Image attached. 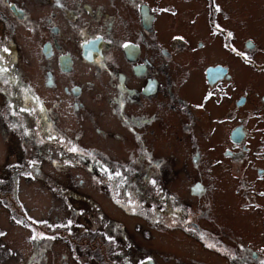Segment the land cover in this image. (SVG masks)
<instances>
[{"label": "flooded vegetation", "instance_id": "obj_1", "mask_svg": "<svg viewBox=\"0 0 264 264\" xmlns=\"http://www.w3.org/2000/svg\"><path fill=\"white\" fill-rule=\"evenodd\" d=\"M202 2L200 11L187 19L190 29L177 31L182 21L172 26L169 19H176L180 10L157 0H0V82L16 88L21 106L0 114L1 136L17 146L6 176L0 175V208L8 221L14 213L28 216L26 204L15 199L24 192L23 184L31 182L32 163V169L59 171L65 163L84 167L98 182L101 174L107 191L99 192L96 184L93 197L105 195L117 211L121 207L125 214L162 221L156 206L141 209L128 190L138 189L141 178L161 186L163 180L147 174L170 166L169 158L156 156L158 144L170 152L184 145V159L197 175L187 186L197 208L194 212L184 201L178 209L175 196L162 194L160 204L171 216L168 229L182 225L174 221L175 212L183 218V234L204 241L210 251L215 245L227 248L229 263L264 264V47L251 36L239 46L234 16L223 0ZM261 11L264 15V4ZM31 46L37 52L41 95L24 78ZM90 99L102 102L101 112L90 110ZM62 112L75 128L63 127ZM86 122L94 129L91 138L119 142L128 159H111L84 144ZM29 148L37 151L31 161ZM218 176L231 194L222 191ZM218 208L250 234L220 226L209 229L207 224L219 221ZM239 210L247 215H238ZM23 225L28 228L29 223ZM115 225L117 232L106 230V243L114 233L117 242L129 240L125 228ZM67 227L56 225L50 231L53 242L40 244L39 255L28 256L23 264H51L48 250L56 251L57 244L65 246L59 256L65 264L68 258L77 259L76 229L67 233ZM220 230L226 241L217 236Z\"/></svg>", "mask_w": 264, "mask_h": 264}, {"label": "rangeland", "instance_id": "obj_2", "mask_svg": "<svg viewBox=\"0 0 264 264\" xmlns=\"http://www.w3.org/2000/svg\"><path fill=\"white\" fill-rule=\"evenodd\" d=\"M223 1L225 2L226 9L234 16V21L240 34L239 46L241 42L249 38L248 36H251L255 37L264 47V15L261 11V5L263 6L264 0ZM157 3L172 5L180 10V14L176 19H169L172 26L174 22L182 21L181 26L183 28L176 29L177 31H187V28L190 29L188 17H193L203 7L202 0H157ZM194 28L189 32H193ZM21 44L24 45V43ZM29 50L31 53L28 49L26 53L31 56V59L28 63L24 64V78H27L33 85L35 92L39 91L41 95L40 86L42 81L37 63V52L32 46L29 47ZM1 89L4 90L2 91ZM254 90L257 89L254 88ZM17 96L18 92L15 87L11 84H1L0 82L1 115L4 116L6 112L21 107L18 105ZM19 101L22 105L25 104L24 101ZM30 103V101H27V105H30ZM256 103H258L257 100ZM101 106L102 102H93L90 99L89 108L92 112H101ZM62 117L64 128H75V122L65 115V112H62ZM3 119H6V116ZM6 123V127H11L8 122ZM87 124L89 125L87 126ZM99 126L104 127L101 123H99ZM84 130H86V135L82 138L84 144L92 146L96 151L103 154L107 153L111 159L121 162L128 159V153H126L124 145L112 139L109 142H101L98 140L100 137L97 135L91 138L89 133L90 131L94 132V129H92L89 122L85 123ZM0 131L2 132V129ZM223 137L224 135H220V142L223 140ZM173 143L178 144L179 142L173 141ZM107 146H110V148ZM158 147L159 150L156 151V156L164 157L165 159L169 158L168 160L171 162L169 163L170 166L167 168H154L152 174H147L153 178H157L159 181L163 180V183L159 182L163 187H158L157 182H144V179L141 178L137 184L138 189L131 186L128 191L131 192V201L139 202L141 209H148L150 211L156 206L157 213L163 215V222L148 221L142 215L136 213L125 214V211L119 207L120 210L122 209L121 213L120 210L117 211V207L112 201L109 203L105 195L97 196L95 190L93 191L96 197H93L91 194L92 187L97 184L99 192L102 190L107 191L106 184L98 182L96 179L93 180L84 167L75 166L74 169L68 172H62L49 166L42 167V169L35 166V169H32V163V165H29L31 182L23 184L22 190L24 192L17 196V198L14 195L15 201L18 204H26L28 216H24L23 218L21 215L14 213V220L11 218L9 220L13 221L10 222L5 217L4 211L0 208V233L4 235V238L0 237V264H23L28 256H38V246L40 247V244H42V247H44L52 243L53 236L50 234V231L54 232L56 225L61 224L68 225L63 231L69 233L72 227L76 229L75 234L77 235L75 237L77 241L74 252L78 255V258H68L67 264H231L229 263V259L224 255V251L228 250L227 248L215 245V251H210L211 246L206 245L204 241H199L192 235L183 234V218L180 215H176L175 212L173 213L174 221L182 225H176L173 230L168 229L171 216L161 206L159 199L162 194L165 197L166 195L167 197L173 195L175 196L174 202L178 209L183 208L182 204L186 201L187 205H191L193 211L196 212L197 201L190 199L187 186L188 179H195L197 175L192 172V168H190L184 159V145H180L178 151L172 152L165 150V147H161L159 144ZM113 150L116 151L113 152ZM16 152V144L13 141L6 144L0 134V175L2 174V177L6 176L4 175L7 172L5 167L10 163L12 156ZM28 155V159L31 161L30 157L37 155V151H31V148H29ZM95 157L101 161L104 155ZM30 161L29 164H31ZM33 174H35V177H33ZM43 174H45L44 180H42ZM218 177L221 180V185H223L222 191H228L231 194L229 188L227 189V185L224 184L223 177ZM201 179H204L203 176ZM53 183H73L78 190L76 196H83L86 199L85 203H78L75 200V196L72 198L71 203L65 204L58 195L56 196L55 191L51 189V184ZM209 184L211 183L209 182ZM110 187H113V184ZM60 188L65 189L64 185H61ZM69 190L68 196H74L72 189ZM56 208H59L60 212H56ZM14 209L16 210V207ZM51 209H53L52 214L49 213ZM102 210V214L96 215ZM61 211H64V214H61ZM215 214L219 221L216 225L207 224L209 229L220 226L221 229L225 228L226 231L233 228L237 233H241L242 236L250 234L246 227L237 226L231 218V214L227 213L224 209H215ZM237 214L247 215L240 210ZM49 216H51V220L49 219L45 224H38L42 220L48 219ZM88 218L93 219V221L91 222ZM23 223H29L28 228ZM115 224L125 228L124 235L127 232L130 236L129 240L117 242L115 240L117 236L114 233V239L106 243V230L111 229L112 232H117ZM217 236L222 240L226 239V233L222 230L217 233ZM54 237L57 236L54 235ZM130 243H132L131 246ZM227 244L228 248L232 247L229 243ZM107 245L108 248H106ZM56 246V251L48 250L49 261L51 264H65L64 260H61L59 257L65 246L63 244H57Z\"/></svg>", "mask_w": 264, "mask_h": 264}, {"label": "trees", "instance_id": "obj_3", "mask_svg": "<svg viewBox=\"0 0 264 264\" xmlns=\"http://www.w3.org/2000/svg\"><path fill=\"white\" fill-rule=\"evenodd\" d=\"M48 164H50V163L48 162ZM67 164L68 163H65L63 166L59 167V168H61V170H59V171L68 172L69 170H72L75 168V166H71V165L68 166ZM54 169H56V168H54ZM99 179H100L99 182H102L101 174H99ZM53 184H51V189L55 191L56 196L58 195L61 198L62 202H65V204L71 203L72 198L75 197L78 193V190L73 185V183H71V184H67V183L66 184H55V183H53ZM61 185H64L65 189L60 188ZM69 189H72L74 196H68V193H70ZM75 200L81 204H84L86 201V199L83 196H76ZM82 200H84V201H82Z\"/></svg>", "mask_w": 264, "mask_h": 264}, {"label": "snow or ice", "instance_id": "obj_4", "mask_svg": "<svg viewBox=\"0 0 264 264\" xmlns=\"http://www.w3.org/2000/svg\"><path fill=\"white\" fill-rule=\"evenodd\" d=\"M216 10H217V11H219L220 9H219V8H217ZM4 51H7V49H4Z\"/></svg>", "mask_w": 264, "mask_h": 264}]
</instances>
